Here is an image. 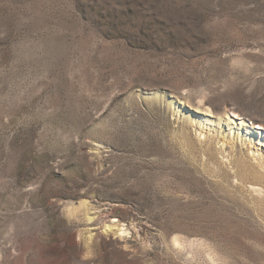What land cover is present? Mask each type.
I'll list each match as a JSON object with an SVG mask.
<instances>
[{
    "label": "rangeland",
    "instance_id": "374dc122",
    "mask_svg": "<svg viewBox=\"0 0 264 264\" xmlns=\"http://www.w3.org/2000/svg\"><path fill=\"white\" fill-rule=\"evenodd\" d=\"M0 264H264V0H0Z\"/></svg>",
    "mask_w": 264,
    "mask_h": 264
}]
</instances>
